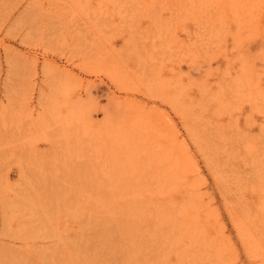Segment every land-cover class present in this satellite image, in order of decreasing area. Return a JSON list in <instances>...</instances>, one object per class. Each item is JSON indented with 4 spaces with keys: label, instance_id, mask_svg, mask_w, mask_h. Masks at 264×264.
<instances>
[{
    "label": "rangeland",
    "instance_id": "1",
    "mask_svg": "<svg viewBox=\"0 0 264 264\" xmlns=\"http://www.w3.org/2000/svg\"><path fill=\"white\" fill-rule=\"evenodd\" d=\"M0 264H264V0H0Z\"/></svg>",
    "mask_w": 264,
    "mask_h": 264
}]
</instances>
